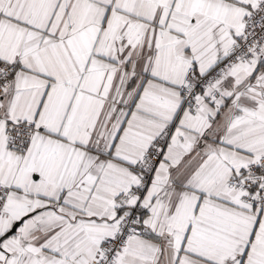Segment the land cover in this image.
<instances>
[{"label":"snow or ice","instance_id":"1","mask_svg":"<svg viewBox=\"0 0 264 264\" xmlns=\"http://www.w3.org/2000/svg\"><path fill=\"white\" fill-rule=\"evenodd\" d=\"M0 264H264V0H0Z\"/></svg>","mask_w":264,"mask_h":264}]
</instances>
